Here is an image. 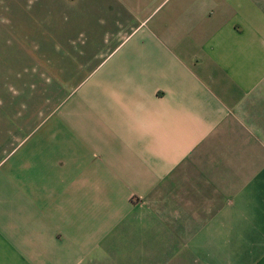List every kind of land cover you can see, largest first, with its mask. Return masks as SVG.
<instances>
[{
  "label": "crops",
  "instance_id": "crops-1",
  "mask_svg": "<svg viewBox=\"0 0 264 264\" xmlns=\"http://www.w3.org/2000/svg\"><path fill=\"white\" fill-rule=\"evenodd\" d=\"M61 4L92 30L4 132L0 264H138L172 238L201 264H264L263 69L234 52L264 0Z\"/></svg>",
  "mask_w": 264,
  "mask_h": 264
},
{
  "label": "rangeland",
  "instance_id": "rangeland-1",
  "mask_svg": "<svg viewBox=\"0 0 264 264\" xmlns=\"http://www.w3.org/2000/svg\"><path fill=\"white\" fill-rule=\"evenodd\" d=\"M64 9L66 6L61 0H0V158L6 150L4 132L18 131L20 119L26 117L29 107L30 114L42 111L45 100L51 98L53 83H59L54 66L66 61L60 58H66L67 52L84 46L79 42H84L83 37L92 30L75 27L77 22H70ZM247 36L250 41L235 45V66L252 73L261 65L264 77V23L252 28ZM6 142L10 144L11 139ZM190 234L183 237L188 239L193 236ZM205 235L219 236L223 240L226 234L208 230L201 237ZM170 245L168 249L156 247L139 251L138 264L161 259L167 260L168 264H183L185 261L187 264H201L203 259L212 260L208 257L209 251L185 250L175 238ZM223 253L220 250V255Z\"/></svg>",
  "mask_w": 264,
  "mask_h": 264
}]
</instances>
